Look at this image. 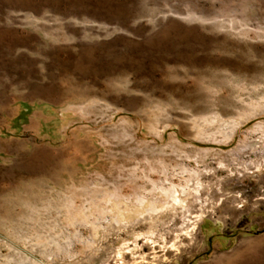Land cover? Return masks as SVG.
Instances as JSON below:
<instances>
[{
    "label": "rangeland",
    "instance_id": "374dc122",
    "mask_svg": "<svg viewBox=\"0 0 264 264\" xmlns=\"http://www.w3.org/2000/svg\"><path fill=\"white\" fill-rule=\"evenodd\" d=\"M0 264H264V0H0Z\"/></svg>",
    "mask_w": 264,
    "mask_h": 264
}]
</instances>
